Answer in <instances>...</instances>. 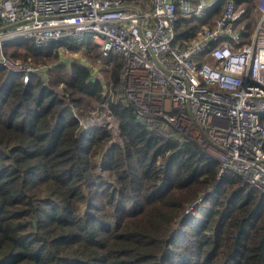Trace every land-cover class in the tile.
<instances>
[{
    "label": "trees",
    "instance_id": "obj_1",
    "mask_svg": "<svg viewBox=\"0 0 264 264\" xmlns=\"http://www.w3.org/2000/svg\"><path fill=\"white\" fill-rule=\"evenodd\" d=\"M224 2L179 19L172 44L211 27ZM235 3L248 42L255 7ZM4 54L44 72L24 84L0 65V264H264V194L219 176L218 158L194 139L140 123L118 55L24 38ZM105 111L115 133L93 120Z\"/></svg>",
    "mask_w": 264,
    "mask_h": 264
},
{
    "label": "built area",
    "instance_id": "obj_2",
    "mask_svg": "<svg viewBox=\"0 0 264 264\" xmlns=\"http://www.w3.org/2000/svg\"><path fill=\"white\" fill-rule=\"evenodd\" d=\"M134 1L0 0V65L26 84L44 69L7 57V42L92 41L122 59L120 91L140 123L164 135L195 134L201 146H214L219 176L231 172L264 194V0H251L248 42L239 26L245 10L225 0L212 26L197 28L186 47L172 44L178 20L200 18L219 0H149L143 10L128 6Z\"/></svg>",
    "mask_w": 264,
    "mask_h": 264
},
{
    "label": "rangeland",
    "instance_id": "obj_3",
    "mask_svg": "<svg viewBox=\"0 0 264 264\" xmlns=\"http://www.w3.org/2000/svg\"><path fill=\"white\" fill-rule=\"evenodd\" d=\"M239 26H241V25H239ZM61 53H62V59L64 61L69 62V61H74L75 59H76V61L77 60L80 61V59H77V58L81 57V54L79 52L74 53V52H69L68 50L61 49ZM81 59H84V58H81ZM103 115H104V112L101 116L103 117ZM108 117H109V119H108ZM108 117L105 116V119L103 118L100 122L97 123V125L102 126L106 129H108L109 131L115 133V125L113 123V120H112L111 116H108ZM179 133H180L179 134L180 136H186V134H187L185 131L184 132L180 131ZM190 134L191 133H188V137L196 139L197 136L194 133H193L194 135H190ZM202 138H204V137L202 136ZM207 144H208V142H207ZM208 145H209L208 147L207 146L205 147L203 145H202V147L212 154L215 153L216 151H215V149H213L214 146H212V145L210 146V144H208Z\"/></svg>",
    "mask_w": 264,
    "mask_h": 264
},
{
    "label": "crops",
    "instance_id": "obj_4",
    "mask_svg": "<svg viewBox=\"0 0 264 264\" xmlns=\"http://www.w3.org/2000/svg\"><path fill=\"white\" fill-rule=\"evenodd\" d=\"M137 1V0H136ZM129 7H130V5H128ZM147 7V6H146ZM134 8H136V9H139V8H141V6L139 5V4H137V6H135Z\"/></svg>",
    "mask_w": 264,
    "mask_h": 264
}]
</instances>
